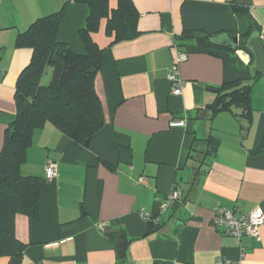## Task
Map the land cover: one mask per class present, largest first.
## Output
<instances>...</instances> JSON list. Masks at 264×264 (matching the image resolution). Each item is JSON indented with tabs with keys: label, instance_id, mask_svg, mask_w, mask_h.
Masks as SVG:
<instances>
[{
	"label": "crops",
	"instance_id": "1",
	"mask_svg": "<svg viewBox=\"0 0 264 264\" xmlns=\"http://www.w3.org/2000/svg\"><path fill=\"white\" fill-rule=\"evenodd\" d=\"M131 1L137 38L114 43L108 19L92 34L102 50L95 90L105 125L87 145L53 124L35 130L20 170L41 179L39 214L15 217L24 249L14 257L0 255V264H217L220 258L264 264V223L258 239L240 241L213 225L219 207L236 215L256 207L264 212V75L257 77L245 49L184 38L187 32L239 40L261 33L264 0H249L250 18L235 11V0ZM67 3L58 40L85 55L80 31L91 13L87 5L0 0V156L18 116L17 84L33 55L17 47V38ZM118 5L109 0L111 11ZM221 38L232 44L233 38ZM178 52L187 60L180 64L184 87L174 95L168 74ZM250 79L248 117L241 109L214 114L218 91L212 90ZM180 120L183 127H171ZM48 159L57 164L52 180ZM173 191L181 198L164 208ZM143 210L159 228L151 230ZM122 235L127 247L119 258Z\"/></svg>",
	"mask_w": 264,
	"mask_h": 264
},
{
	"label": "trees",
	"instance_id": "2",
	"mask_svg": "<svg viewBox=\"0 0 264 264\" xmlns=\"http://www.w3.org/2000/svg\"><path fill=\"white\" fill-rule=\"evenodd\" d=\"M73 1L91 10L86 28L80 31L85 55L75 54L58 40L70 1L60 12L35 21L17 38V47L30 48L33 55L17 84L18 116L7 130L0 156V255L14 257L24 249L15 236V217L22 214L37 219L39 214L41 179L24 177L20 170L35 130L53 124L72 140L87 145L105 125L102 103L95 90L102 50L92 34L99 30L102 19H108L106 32L114 37V43L135 39L140 34L136 27L138 14L131 0H119L114 11L109 8V0ZM233 4L235 11L250 18V5H240L237 0ZM220 37L233 38L232 35L207 36L200 32L184 35V38H196L206 47L222 46ZM239 48L245 49L242 46L235 49ZM48 68L53 69L52 77L50 83L43 86L42 79ZM253 80L224 83L212 104L214 114L229 111L236 115L234 110L241 109L248 117ZM149 224L151 230L159 228L152 222Z\"/></svg>",
	"mask_w": 264,
	"mask_h": 264
},
{
	"label": "built area",
	"instance_id": "3",
	"mask_svg": "<svg viewBox=\"0 0 264 264\" xmlns=\"http://www.w3.org/2000/svg\"><path fill=\"white\" fill-rule=\"evenodd\" d=\"M261 38L264 44V30L261 31ZM187 60V53L178 52L175 63L173 64L169 74L168 80L173 84V94L180 95L184 87V82L179 78L180 64ZM185 121H173L172 128L183 127ZM47 179L52 180L57 176V164L54 160L48 159L46 165ZM181 195L178 191H173L164 205L168 207L175 201L179 200ZM141 216L145 222H155L153 215L145 210L141 212ZM264 223V212L260 207H256L248 214L236 215L234 211L219 207L217 209L216 217L213 220V225L216 229L222 230L225 234L231 236L236 241H240L244 237L259 238V227ZM217 264H234L223 258H220Z\"/></svg>",
	"mask_w": 264,
	"mask_h": 264
},
{
	"label": "water",
	"instance_id": "4",
	"mask_svg": "<svg viewBox=\"0 0 264 264\" xmlns=\"http://www.w3.org/2000/svg\"><path fill=\"white\" fill-rule=\"evenodd\" d=\"M240 5H249V0H237ZM220 45L234 47L235 49L238 46L244 47L253 57V70L260 75H264V44L261 38V33L253 30L252 34L248 38L238 39L237 37H233L232 44L228 40H224L220 37L219 39ZM213 92H217L218 90H212ZM122 242H120L118 247V256L119 258L125 257V251L127 247V240L125 235L121 236Z\"/></svg>",
	"mask_w": 264,
	"mask_h": 264
},
{
	"label": "rangeland",
	"instance_id": "5",
	"mask_svg": "<svg viewBox=\"0 0 264 264\" xmlns=\"http://www.w3.org/2000/svg\"><path fill=\"white\" fill-rule=\"evenodd\" d=\"M52 73H53V69L52 68H48L46 70V73L42 79V85L43 86H47L50 83L51 77H52Z\"/></svg>",
	"mask_w": 264,
	"mask_h": 264
}]
</instances>
